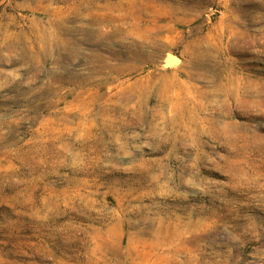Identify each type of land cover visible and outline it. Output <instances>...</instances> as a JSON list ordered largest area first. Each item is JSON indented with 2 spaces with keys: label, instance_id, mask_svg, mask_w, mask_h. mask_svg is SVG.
Wrapping results in <instances>:
<instances>
[{
  "label": "rangeland",
  "instance_id": "rangeland-1",
  "mask_svg": "<svg viewBox=\"0 0 264 264\" xmlns=\"http://www.w3.org/2000/svg\"><path fill=\"white\" fill-rule=\"evenodd\" d=\"M0 264H264V0H0Z\"/></svg>",
  "mask_w": 264,
  "mask_h": 264
},
{
  "label": "water",
  "instance_id": "water-1",
  "mask_svg": "<svg viewBox=\"0 0 264 264\" xmlns=\"http://www.w3.org/2000/svg\"><path fill=\"white\" fill-rule=\"evenodd\" d=\"M173 57H175V56H173ZM176 58V57H175ZM177 59V58H176Z\"/></svg>",
  "mask_w": 264,
  "mask_h": 264
},
{
  "label": "bare ground",
  "instance_id": "bare-ground-1",
  "mask_svg": "<svg viewBox=\"0 0 264 264\" xmlns=\"http://www.w3.org/2000/svg\"><path fill=\"white\" fill-rule=\"evenodd\" d=\"M170 60V59H169Z\"/></svg>",
  "mask_w": 264,
  "mask_h": 264
}]
</instances>
